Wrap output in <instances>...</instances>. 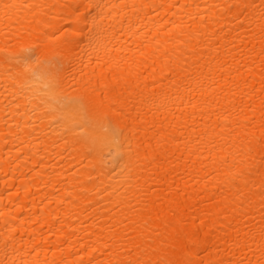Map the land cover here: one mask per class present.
<instances>
[{"label": "bare ground", "instance_id": "obj_1", "mask_svg": "<svg viewBox=\"0 0 264 264\" xmlns=\"http://www.w3.org/2000/svg\"><path fill=\"white\" fill-rule=\"evenodd\" d=\"M0 264H264V0H0Z\"/></svg>", "mask_w": 264, "mask_h": 264}]
</instances>
